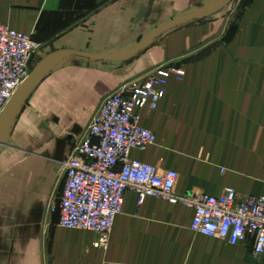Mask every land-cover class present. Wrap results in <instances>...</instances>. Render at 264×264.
Masks as SVG:
<instances>
[{
    "label": "crops",
    "instance_id": "1",
    "mask_svg": "<svg viewBox=\"0 0 264 264\" xmlns=\"http://www.w3.org/2000/svg\"><path fill=\"white\" fill-rule=\"evenodd\" d=\"M206 1L0 0V22L42 44L30 75L65 51L129 52ZM249 3L231 42L211 41L223 32L219 14L229 4L126 62L68 53L40 81L0 153V264H251L252 239L233 245L193 232V207L134 190L125 193L107 248L97 247L98 233L62 227L58 209L49 210L64 188L63 163L102 101L165 63L186 74L169 80L156 109H136L156 142L133 149L131 158L176 170L179 194L220 195L233 187L264 195V0Z\"/></svg>",
    "mask_w": 264,
    "mask_h": 264
},
{
    "label": "built area",
    "instance_id": "2",
    "mask_svg": "<svg viewBox=\"0 0 264 264\" xmlns=\"http://www.w3.org/2000/svg\"><path fill=\"white\" fill-rule=\"evenodd\" d=\"M42 44L0 22V113L28 77L32 57ZM185 71L158 66L123 84L108 95L85 134L63 163L64 188L57 204L59 224L99 234L97 247L107 248L125 193L152 196L195 209L191 230L230 244L254 241V255L264 260V195L255 196L226 187L220 195L179 194L176 170L131 158L133 149L145 150L156 134L140 124L137 108L156 109L174 77Z\"/></svg>",
    "mask_w": 264,
    "mask_h": 264
},
{
    "label": "water",
    "instance_id": "3",
    "mask_svg": "<svg viewBox=\"0 0 264 264\" xmlns=\"http://www.w3.org/2000/svg\"><path fill=\"white\" fill-rule=\"evenodd\" d=\"M233 0H207L198 8H195L189 12L184 13L180 17H177L166 25L160 27L155 32L150 34L147 38L142 40L133 50L122 53L119 55H98V54H82L77 52H62L59 58L45 70L32 73L28 75L23 84L17 89L13 97L6 104L2 112L0 113V153L9 143V138L14 127L17 116L19 115L22 107L25 105L28 97L40 83V81L50 73L65 57L68 53H74L78 56L91 58V59H100V60H109L117 62H126L139 53H141L147 46L153 43L155 40L165 35L166 33L175 30L181 26L192 23L196 20L210 17L225 7H227ZM251 264H264L262 256L251 255L250 256Z\"/></svg>",
    "mask_w": 264,
    "mask_h": 264
},
{
    "label": "rangeland",
    "instance_id": "4",
    "mask_svg": "<svg viewBox=\"0 0 264 264\" xmlns=\"http://www.w3.org/2000/svg\"><path fill=\"white\" fill-rule=\"evenodd\" d=\"M249 1L250 0H233V2L229 5V7H227V9H225L223 13L219 14V16H222V18H223L222 19V22L224 23L223 30H222L223 32L221 34L215 36V38H213L211 40L213 43L214 42L215 43L231 42V41L234 40V38L236 37L237 28L240 27V24H241L243 16L245 14H247V12H248V8H249V5H250ZM209 18H211V16L196 20L192 24L197 23V22L198 23L199 22H203V21H205V20H207ZM254 37L255 36L253 34L246 35L245 36V39H246L245 41H248V42L253 41ZM200 54L201 53H197L195 56L200 55ZM161 65L170 66V67L174 66L175 68L176 67L182 68L185 71V74H186V70H185V68L183 66H179V65H175V64H168V63L160 64L158 66H161ZM158 66H156V67H158Z\"/></svg>",
    "mask_w": 264,
    "mask_h": 264
}]
</instances>
